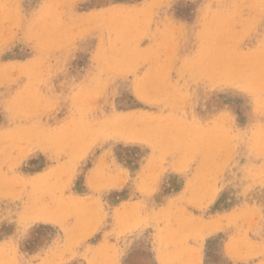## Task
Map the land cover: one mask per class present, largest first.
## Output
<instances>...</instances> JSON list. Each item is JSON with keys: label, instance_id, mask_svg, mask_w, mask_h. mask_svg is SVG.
Here are the masks:
<instances>
[{"label": "rangeland", "instance_id": "rangeland-1", "mask_svg": "<svg viewBox=\"0 0 264 264\" xmlns=\"http://www.w3.org/2000/svg\"><path fill=\"white\" fill-rule=\"evenodd\" d=\"M232 1L0 0V264L264 260V0Z\"/></svg>", "mask_w": 264, "mask_h": 264}, {"label": "bare ground", "instance_id": "bare-ground-1", "mask_svg": "<svg viewBox=\"0 0 264 264\" xmlns=\"http://www.w3.org/2000/svg\"><path fill=\"white\" fill-rule=\"evenodd\" d=\"M138 1H139V0H138ZM147 1H148V0H147ZM210 1H211V0H210ZM228 1H229V0H228ZM234 1H235V0H234ZM234 1H232V2H234ZM247 1H248V0H247ZM65 2H66V1H65ZM150 2H151V1H150ZM220 2H221V1H220ZM236 2H237V1H236ZM240 2H241V0H240ZM244 2H246V0H245ZM244 2H242V3H244ZM142 3H144V2H142ZM237 3H238V2H237ZM132 4H133V3H132ZM165 4H166V2H165ZM263 4H264V3H263ZM120 5H121V4H120ZM127 5H128V4H127ZM147 5H149V4H147ZM147 5H146V6H147ZM235 5H236V3H235ZM235 5H234V9H235ZM243 5H244V4H243ZM251 5H252V4H251ZM256 5H257V3L255 4V6L252 5V7H256ZM113 6H114V5H113ZM121 6H122V5H121ZM130 6H131V5H130ZM208 6H209V5H208ZM221 6H222V5H221ZM223 6H224V5H223ZM245 6H248V5H247V2H246V5H245ZM110 7H112V6H110ZM110 7H109V8H110ZM136 7H137V6H136ZM159 7H160V6H159ZM209 7H210V6H209ZM229 7H230V5H229ZM239 7H241V6H239ZM126 8H127V6H126ZM133 8H134V7H133ZM149 8H150V7H149ZM151 8H152V7H151ZM151 8H150V10H151ZM164 8H165V7H164ZM213 8H214V6H213ZM224 8H225V6H224ZM224 8H222V9H224ZM245 8H246V7H245ZM41 9H42V8H41ZM105 9H106V8H105ZM205 9H206V8H205ZM219 9H221V8H219ZM226 9H227V8H226ZM234 9H233V10H234ZM249 9H250V8H249ZM249 9H247V10H249ZM125 10H126V9H125ZM128 10H129V9H128ZM130 10H131V9H130ZM146 10H147V9H145V11H146ZM237 10L240 11L239 9H237ZM0 11H1V10H0ZM39 11H41V10H39ZM118 11H119V10H118ZM132 11H134V10H131V12H132ZM208 11H209V10H208ZM223 11H224V10H223ZM253 11H254V10H253ZM69 12H70V11H69ZM155 12H156V11H155ZM230 12H231V11H230ZM38 13H39V12H38ZM73 13H74V12H73ZM89 13H90V12H89ZM224 13H225V12H224ZM238 13H240V12H238ZM0 14H1V13H0ZM85 14H86V13H85ZM130 14H131V13H130ZM152 14H153V13H152ZM204 14H205V13H204ZM235 14H236V11H235ZM65 15H66V14H65ZM73 15H74V14H73ZM131 15H132V14H131ZM153 15H154V14H153ZM157 15H158V14H157ZM241 15H242V14H241ZM1 16H2V14H1ZM3 16H4V15H3ZM34 16H36V15H34ZM34 16H33V17H34ZM239 16H240V15H239ZM33 17H32V19H33ZM127 17H130V16H127ZM204 17H205V16H204ZM208 17H209V16H208ZM208 17H207V19H208ZM243 17H244V16H243ZM97 18H98V17H97ZM121 18H122V17H121ZM167 18H168V17H167ZM195 18H196V16H195ZM209 18H210V17H209ZM116 19H117V17H116ZM154 19H156V18H154ZM168 19H169V18H168ZM205 19H206V18H205ZM83 20H84V19H83ZM157 20H158V19H157ZM160 20H162V19H160ZM172 20H173V19H172ZM22 21H23V20H22ZM162 21H163V20H162ZM154 22H155V21H154ZM156 22H157V21H156ZM156 22H155V23H156ZM166 22H167V21H165V23H166ZM1 23H2V21H1ZM27 23H28V22H27ZM49 23H50V22H49ZM162 23H163V22H162ZM162 23H160V24H162ZM23 24H24V23H23ZM50 24H51V23H50ZM76 24H78V23H76ZM125 24H126V23H125ZM149 24H150V23H149ZM203 24H204V23H203ZM82 25H83V24H82ZM180 25H181V24H180ZM216 25H217V24H216ZM26 26H27V25H26ZM43 26H44V25H43ZM45 26H46V25H45ZM47 26H48V25H47ZM169 26H170V25H169ZM2 27H3V26H2ZM124 27H126V25H125ZM155 27H157V26H155ZM215 27H216V26H215ZM43 28H44V27H43ZM43 28H42V29H43ZM46 28H47V27H46ZM114 28H116V27H114ZM201 28H202V27H201ZM218 28H220V27H218ZM22 29H23V28H22ZM60 29H61V28H60ZM116 29H117V28H116ZM129 29H130V28H129ZM149 29H151V28H149ZM183 29H184V28H183ZM97 30H98V29H97ZM114 30H115V29H114ZM117 30H118V29H117ZM125 30H126V29H125ZM151 30H152V29H151ZM204 30H206V29L204 28ZM0 31H1V29H0ZM59 31H60V30H59ZM59 31H58V32H59ZM68 31H69V30H68ZM77 31H78V30H77ZM119 31H120V30H119ZM159 31H160V30H159ZM21 32H22V31H21ZM115 32H118V31H115ZM148 32H149V31H148ZM178 32H179V31H178ZM224 32H225V29H224ZM95 33H96V32H95ZM151 33H152V32H151ZM162 33H163V32H162ZM162 33H161V34H162ZM167 33H168V32H167ZM179 33H180V32H179ZM25 34H26V33H25ZM48 34H49V33H48ZM121 34H122V33H121ZM124 34H126V33H124ZM127 34H128V33H127ZM161 34H160V35H161ZM196 34H197V32H196ZM26 35H27V34H26ZM101 35H102V34H101ZM109 35H110V34H109ZM113 35H114V34H113ZM152 35H153V34H152ZM184 35H185V34H184ZM184 35H183V37H184ZM21 36H22V34H21ZM46 36H47V35H46ZM50 36H51V34H50ZM98 36H99V35H98ZM204 36H205V35H204ZM83 37H84V36H83ZM99 37H100V36H99ZM103 37H104V36H103ZM112 37H113V36H112ZM158 37H159V36H158ZM9 38H10V37H9ZM17 38H18V37H17ZM34 38H35V37H34ZM85 38H86V37H85ZM115 38H116V37H115ZM122 38H123V36H122ZM143 38H144V37H143ZM184 38H185V37H184ZM3 39H4V38H3ZM36 39H37V38H36ZM105 39H106V38H105ZM157 39H158V38H157ZM160 39H161V38H160ZM10 40H11V38H10ZM107 40H108V39H107ZM117 40H118V39H117ZM120 40H121V39H120ZM155 40H156V39H155ZM179 40H181V39H179ZM183 40H184V39H183ZM183 40H182V41H183ZM118 41H119V40H118ZM122 41H123V40H122ZM204 41H205V40H204ZM211 41H212V40H211ZM78 42H79V41H78ZM97 42H98V41H97ZM100 42H101V41H100ZM116 42H117V41H116ZM123 42H124V41H123ZM0 43H2V42L0 41ZM125 43H126V41H125ZM157 43H158V42H157ZM201 43H202V42H201ZM211 43H212V42H211ZM96 44H97V43H96ZM100 44H101V43H100ZM123 44H124V43H123ZM137 44H138V43H137ZM149 44H152V43H149ZM154 44H155V43H154ZM181 44H182V43H181ZM124 45H125V44H124ZM156 45H157V44H156ZM156 45H155V46H156ZM219 45H221V44H219ZM0 46H1V45H0ZM71 46H72V45H71ZM71 46H70V47H71ZM73 46H74V45H73ZM155 46H154V48H155ZM163 46H164V45H163ZM180 46H181V45H180ZM217 46H218V45H217ZM118 47H119V46H118ZM218 47H219V46H218ZM98 48H99V47H98ZM106 48H107V47H106ZM120 48H121V47H120ZM210 48H211V47H210ZM212 48H214V47H212ZM216 48H217V47H216ZM40 49H42V48H40ZM113 49H114V48H113ZM121 49H122V48H121ZM121 49H119V50H121ZM1 50H2V49H1ZM42 50H43V49H42ZM60 50H61V49H60ZM96 50H97V49H96ZM195 50H196V49H195ZM44 51H45V50H44ZM106 51H107V50H106ZM110 51H113V50H110ZM210 51H211V49H210ZM46 52H47V51H46ZM60 52H61V51H60ZM114 52H115V51H114ZM108 53H109V52H108ZM111 53H112V52H111ZM118 53H119V52H118ZM152 53H153V52H152ZM192 53H193V52H192ZM194 53H195V52H194ZM251 53H252V52H251ZM251 53H250V55H251ZM120 54H122V53H120ZM153 54H154V53H153ZM155 54H157V53H155ZM40 55H41V54H40ZM40 55H39V56H40ZM45 55H46V54H45ZM185 55H186V54H185ZM212 55H213V54H212ZM9 56H10V55H9ZM36 56H37V55H36ZM95 56H96V54H95ZM189 56H191V55H189ZM192 56H193V55H192ZM208 56H209V55H208ZM252 56H254V55L252 54ZM10 57H11V56H10ZM104 57H105V56H104ZM150 57H151V56H150ZM153 57H154V56H153ZM182 57H183V56H182ZM184 57H187V56H184ZM247 57H249V56H247ZM100 58H101V57H100ZM133 58H134V57H133ZM191 58H192V57H191ZM210 58L213 59L212 57H210ZM216 58H217V57H216ZM27 59H28V58H27ZM32 59H33V58H32ZM104 59H105V58H104ZM148 59H149V58H148ZM148 59H147V60H148ZM205 59H206V58H205ZM214 59H215V58H214ZM212 61H213V60H212ZM8 62H9V61H8ZM8 62H7V63H8ZM20 62H21V61H20ZM145 62H146V61H145ZM147 62H148V61H147ZM180 62H181V61H180ZM22 63H24V62H22ZM103 63H104V62H103ZM37 64H39V63L37 62ZM106 64H107V63H106ZM106 64H105V66H106ZM174 64H175V63H174ZM205 64H206V63H205ZM9 65H10V63H9ZM17 65H19V64H17ZM35 65H36V64H35ZM53 65H54V64H53ZM97 65H98V64H97ZM150 65H151V63H150ZM152 65H153V64H152ZM152 65H151V66H152ZM177 65H179V64H177ZM12 66H13V64H12ZM211 66H212V65H211ZM8 67H9V66H8ZM13 67H14V66H13ZM147 67H148V66H147ZM149 67H150V66H149ZM155 67H156V66H155ZM155 67H154V68H155ZM173 67H174V66H173ZM205 67H206V66H205ZM6 68H7V66H6ZM23 68H24V65H23ZM26 68H27V66H26ZM33 68H35V67H33ZM100 68H101V67H100ZM102 68H104V65L102 66ZM193 68H195V67H193ZM8 69H9V68H8ZM36 69H37V68H36ZM148 69H149V68H148ZM2 70H3V69H2ZM28 70H29V69H28ZM28 70H27V71H28ZM32 70H34V69H32ZM150 70H151V69H150ZM178 70H179V69H178ZM207 70H208V69H207ZM23 71H25V70L23 69ZM27 71H26V72H27ZM37 71H38V70H37ZM99 71H100V69H99ZM99 71H98V72H99ZM101 71H102V69H101ZM179 71H182V70L180 69ZM3 72H4V71H3ZM111 72H112V71H111ZM187 72H188V71H187ZM1 73H2V72H1ZM1 73H0V74H1ZM21 73H22V70H21ZM30 73H31V72H30ZM134 73H135V72H134ZM142 73H145V72H143V70H142ZM185 73H186V72H185ZM3 74H4V73H3ZM19 74H20V73H19ZM34 74H35V73H34ZM111 74H112V73H111ZM115 74H116V73H115ZM115 74H114V75H115ZM193 74H194V73H193ZM24 75H25V74H24ZM26 75H27V73H26ZM28 75H29V74H28ZM95 75H96V74H95ZM107 75H109L108 72H107ZM107 75H106V77H107ZM116 75H117V74H116ZM120 75H121V74H120ZM124 75H125V74H124ZM3 76H4V75H3ZM97 76H98V74H97ZM97 76H96V77H97ZM101 76H102V75H101ZM136 76H137V75H136ZM178 76H179V75H178ZM181 76H182V75H181ZM200 76H201V75H200ZM17 77H18V76H17ZM96 77H95V78H96ZM122 77H124V76L122 75ZM201 77H203V76H201ZM2 78H3V77H2ZM29 78H30V77H29ZM29 78H28V79H29ZM133 78H134V77H133ZM169 78H170V77H169ZM174 78H175V77H174ZM177 78H178V77H177ZM209 78H210V77H209ZM98 79H99V78H98ZM114 79H115V77H114ZM144 79H145V78H144ZM147 79H148V78H147ZM147 79H146V80H147ZM152 79H153V78H152ZM178 79H179V78H178ZM202 79H204V78H202ZM192 80H193V78H192ZM29 81H30V80H29ZM32 81H33V80H32ZM91 81H92V80H91ZM133 81H134V79H133ZM137 81H138V80H137ZM185 81H186V80H185ZM185 81H184V82H185ZM35 82H36V81H35ZM35 82H33V85H34ZM37 82H38V81H37ZM182 82H183V81H182ZM209 82H210V81H209ZM23 83H24V82H23ZM133 83H134V82H133ZM185 83H186V82H185ZM205 83H206V82H205ZM205 83H204V84H205ZM210 83H212V82H210ZM6 84H7V82H6ZM98 84H99V83H98ZM101 84H102V83H101ZM103 84H104V83H103ZM130 84H132V83H130ZM136 84H137V82H136ZM148 84H149V83H148ZM157 84H158V83H157ZM180 84H181V83H180ZM212 84H213V83H212ZM212 84H211V85H212ZM35 85H36V84H35ZM177 85H179V84H177ZM187 85H188V83H187ZM215 85H217V84H215ZM215 85H214V86H215ZM134 86H135V84H134ZM134 86H133V87H134ZM182 86H183V85H182ZM241 86H242V85H241ZM21 87H22V86H21ZM81 87H82V86H81ZM95 87H96V85H95ZM95 87H94V88H95ZM148 87H149V86H148ZM26 88H27V87H26ZM84 88H85V87H84ZM97 88H98V87H97ZM88 89H89V87H88ZM135 89H136V88H134V90H135ZM150 89H152V88H150ZM153 89H154V88H153ZM82 90H83V89H82ZM106 90H107V89H106ZM147 90H148V89H147ZM135 91H136V90H135ZM148 91H149V90H148ZM151 91H152V90H151ZM24 92H25V91H24ZM136 92H137V91H136ZM16 93H17V92H16ZM106 93H107V92H106ZM259 94H261V93H259ZM15 95H16V94H15ZM88 95H89V94H88ZM256 95H257V94H256ZM263 95H264V94H263ZM89 96H90V95H89ZM165 99H166V98H165ZM170 99H172V98H170ZM174 99H175V98H174ZM187 99H188V98H187ZM76 100H77V99H76ZM145 100H146V99H145ZM21 102H22V101H21ZM143 102H144V101H143ZM160 103H161V102H160ZM189 104H190V103H189ZM163 105H164V104H163ZM165 105H166V104H165ZM12 106H13V105H12ZM168 107H169V106H168ZM173 107H174V106H173ZM10 108H11V107H10ZM20 108H21V107H20ZM80 108H81V107H80ZM160 108H161V107H160ZM186 108H187V107H186ZM189 108H190V107H189ZM169 109H170V108H169ZM146 110H147V109H146ZM171 110H172V109H171ZM185 110H186V109H185ZM14 111H15V110H14ZM147 111H148V110H147ZM160 111H161V110H160ZM163 111H164V110H163ZM186 111H187V110H186ZM111 112H112V111H111ZM173 112H174V111H173ZM178 112H179V110H178ZM154 113H155V112H154ZM181 113H182V112H181ZM181 113H180V114H181ZM110 114H111V113H110ZM122 114H123V113H122ZM134 114H135V113H134ZM150 114H151V113H150ZM181 115H183V114H181ZM217 115H218V114H217ZM16 116H17V114H16ZM20 116H21V115H20ZM132 117H133V116H132ZM22 118H23V117H22ZM190 118H191V117H190ZM188 119H189V118H188ZM129 120H130V119H129ZM213 120H214V119H213ZM199 122H200V120H199ZM211 122H212V121H211ZM216 122H217V121H216ZM25 124H26V123H25ZM123 125H124V124H123ZM24 126H25V125H24ZM149 126H150V125H149ZM149 126H148V127H149ZM151 127H152V126H151ZM13 128H15V127H13ZM123 128H125V127L123 126L122 129H123ZM169 133H170V132H169ZM169 133H168V134H169ZM157 134H158V133H157ZM171 134H174V132L171 133ZM175 134H176V132H175ZM114 135H115V134H114ZM160 136H161V135H160ZM169 136H170V134H169ZM175 136H176V135H175ZM170 137H171V136H170ZM19 138H20V137H19ZM115 138L117 139V137H115ZM121 138H122V137H121ZM158 138H159V137H158ZM191 138H192V136H191ZM119 139H120V137H119ZM172 139H173V138H172ZM174 139H175V138H174ZM174 139H173V140H174ZM177 139H178V138H177ZM180 139H181V138H180ZM0 140H1V139H0ZM124 140H127V138L124 139ZM153 140H154V138H153ZM156 140H157V139H156ZM185 140H186V139H185ZM190 140H191V139H190ZM192 140H193V139H192ZM191 142H192V141H191ZM154 143H155V142H154ZM187 144H189V143H187ZM202 145H203V144H202ZM185 146H187V145H185ZM155 147H156V144H155ZM215 147H216V146H215ZM212 148H213V147H212ZM158 149H159V148H158ZM160 149H161V148H160ZM179 149H180V147H179ZM183 149H184V148H183ZM189 149H190V148H189ZM210 149H211V148H210ZM213 149H214V148H213ZM185 150H186V149H185ZM197 150H198V149H197ZM201 150H202V149H201ZM161 151H162V150H161ZM183 151H184V150H183ZM183 151H181V149H180V152H183ZM175 152H176V151H175ZM177 152H178V151H177ZM212 152H213V151H212ZM195 154H196V152H195ZM210 155H211V152H210ZM212 155H213V154H212ZM212 155H211V156H212ZM179 156H181L180 153H179ZM179 156H178V157H179ZM193 156H194V155H193ZM197 156H198V155H197ZM202 156H203V155H202ZM185 158H186V157H185ZM193 158H194V157H193ZM193 158H192V160H193ZM202 158H203V157H202ZM210 158H211V157H210ZM196 160H198V159H196ZM176 161H177V160H176ZM190 161H191V160H190ZM191 162H192V161H191ZM193 163H194V162H193ZM206 163H208V160H207ZM196 164H197V163H196ZM192 165H193V164H192ZM206 165H207V164H206ZM188 166H189V165H188ZM200 166H201V165H200ZM191 168H192V167H191ZM199 168H200V167H199ZM192 169H193V168H192ZM200 170H201V169H200ZM188 174H189V173H188ZM198 176H199V175H198ZM198 176H197V177H198ZM201 177H202V175H201ZM199 178H200V177H199ZM199 178H198V179H199ZM195 180H197V178H196ZM195 180H194V183L199 182V184H201V183H200V182H201L200 179H199V181L197 180V182H196ZM209 180H210V179H209ZM261 181H262V179H261ZM202 182H203V181H202ZM212 182H213V181H212ZM256 182H257V181H256ZM263 182H264V180H263ZM257 183H258V182H257ZM259 183H260V182H259ZM202 184H203V183H202ZM262 185H263V183H262ZM199 186H200V185H199ZM199 186H198V188H199ZM195 187H196V186H195ZM204 187H205V186H204ZM204 187H203V188H204ZM193 188H194V186H193ZM198 188H197V189H198ZM189 189H190V188H189ZM193 193H196V192H193ZM193 193H192V194H193ZM201 194H202V193H201ZM193 195H195V194H193ZM193 195H192V196H193ZM202 195H203V194H202ZM202 195H200V196H202ZM196 196H198V194H197ZM203 197H204V196H203ZM190 199H191V198H190ZM195 199H196V197H195ZM202 199H203V198H202ZM180 203H181V202H180ZM181 204H182V203H181ZM170 205H171V204H170ZM179 205H180V204H179ZM244 206H245V205H244ZM244 206H243V207H244ZM251 206H252V205H251ZM251 206H250V207H251ZM169 207H170V206H169ZM174 207H175V205H174ZM186 207H187V206H186ZM239 207H240V206H238V209H239ZM256 207H257V206H256ZM172 208H173V207H172ZM175 208L177 209V207H175ZM235 208H236V207H235ZM235 208H234V209H235ZM245 208L247 209V206H246ZM251 208H253V207H251ZM169 209H170V208H169ZM176 209H175V210H176ZM190 209H191V208H190ZM240 209H242V208H240ZM258 211H259V210H258ZM244 212H245V210L243 211V215H244ZM177 213H178V212H177ZM225 213H226V212H225ZM241 213H242V212H241ZM241 213H240V214H241ZM251 213H252V212H250L249 214H251ZM164 214H165V213H164ZM171 214H172V213H171ZM173 214H174V213H173ZM173 214H172V215H173ZM186 214H187V213H186ZM201 214H202V213H201ZM222 214H223V212H222ZM162 215H163V213H162ZM196 215H198V214H196ZM217 215H218V212H217ZM245 215H246V214H245ZM251 215H252V214H251ZM163 216H164V215H163ZM165 216H166V215H165ZM180 216H181V215H180ZM191 216H192V215H191ZM220 216L222 217L221 214H220ZM252 216H253V215H252ZM161 217H162V216H161ZM178 217H179V216H178ZM181 217H182V216H181ZM183 217H184V213H183ZM183 217H182V218H183ZM193 217H194V215H193ZM173 218H174V217H173ZM185 218H186V217H185ZM185 218H184V219H185ZM198 218H199V217H198ZM198 218L195 217L194 219H198ZM202 218H204V217L202 216ZM224 218H225V216H224ZM236 218H237V216H236ZM244 218H245V217H244ZM170 219H171V217H170ZM170 219H169V220H170ZM184 219H183V220L181 219L183 223H184ZM194 219H193V220H194ZM204 219H205V218H204ZM218 219H219V218H218ZM233 219H234V218H233ZM233 219H232V220H233ZM249 219H252V218H249ZM249 219H247V220H249ZM174 220H175V219H174ZM181 220H180V221H181ZM191 220H192V217H191ZM191 220H189V221H191ZM202 220H203V219H202ZM205 220H206V219H205ZM221 220H222V219H221ZM175 221L177 222V220H175ZM180 221H178V222H180ZM186 221H187V223H188L187 218H186ZM208 221H209V220H208ZM258 221H259V220H258ZM198 222L201 223V221H198ZM219 222L222 223V221H219ZM235 222H237V221L235 220L234 223H235ZM191 223H192V222H191ZM194 223H195V221H194ZM200 223H199V224H200ZM234 223H233V224H234ZM197 224H198V223H197ZM199 224H198V225H199ZM204 224H205V223H204ZM207 224H209V223H207ZM219 224H220V223H219ZM219 224H217V226H218ZM247 224H248V222H247ZM259 224H260V223H259ZM177 225L179 226L178 223H177ZM180 225H181V224H180ZM188 225H189V224H188ZM190 225H192V224H190ZM202 225H203V224H202ZM202 225H200V226H198V227H202ZM220 225H221V224H220ZM184 226H185V225H184ZM196 226H197V225H196ZM203 226H204V225H203ZM242 226H243V225H242ZM207 227L210 229V231H212V230H211V227H209V226H207ZM218 227H219V226H218ZM246 227H247V226H246ZM175 228L178 229L177 226H176ZM189 228H190V227H189ZM189 228H188V229H189ZM212 228H213V227H212ZM223 228H224V227H223ZM241 228H242V227H241ZM251 228H252V227H251ZM216 229H218V228L216 227ZM221 229H222V228H221ZM199 230H201V229H199ZM203 230H204V228H203ZM242 230H243V229H242ZM262 230H263V229H262ZM181 231H183V230H181ZM184 231H187V230L185 229ZM188 231H190V230H188ZM239 231H240V230H239ZM263 231H264V230H263ZM164 232H166V231H164ZM172 232H173V234L175 235V232H174V231H172ZM177 232L179 233V231H177ZM199 232H200V231H198V234L201 233V232H200V233H199ZM237 232H238V231H237ZM180 233H181V232H180ZM239 233H242V232H239ZM246 233H247V232H246ZM246 233L244 232L245 235H246ZM173 234H171V235H173ZM182 234H185V233H182ZM182 234H180V235H182ZM186 234H188V233H186ZM193 234H194V233H193ZM195 234H197V233H195ZM195 234H194V235H195ZM198 234H197V235H198ZM217 234H218V233H217ZM242 234H243V233H242ZM244 234H243V235H244ZM176 235H177V234H176ZM190 235L192 236L191 233H190ZM197 235H196V236H197ZM177 236H178V239H179V234H178ZM198 236H199V235H198ZM236 236H238V235H236ZM250 236H251V235H250ZM174 237H175V236H174ZM174 237H173V238H174ZM187 237L189 238V236H187ZM194 237H195V236H194ZM199 237H200V236H199ZM229 237H230V236H229ZM229 237H228V238H229ZM239 237H240V234H239ZM244 237H245V236H243V239H245ZM195 238H196V237H195ZM231 238H232V237H231ZM231 238H230V239H231ZM236 238H237V237H236ZM247 238H249V237H247ZM174 239H175V238H174ZM174 239H172V240L170 239V240H171V241H174ZM178 239L176 238L175 241L178 240ZM239 239H242V237L239 238ZM239 239H237V241H239ZM251 239H252V238H251ZM181 240H182L181 243H183L184 238L181 239ZM185 240H186V239H185ZM228 240H229V239H228ZM248 240H249V239H248ZM179 241H180V239H179ZM226 241H227V240H226ZM232 241H233V239H232ZM232 241H231V242H232ZM237 241H236V242H237ZM243 241H246V240H243ZM200 242H201V241H200ZM229 242H230V241H229ZM181 243H180V244H181ZM241 243H243V242L241 241ZM253 243H254V242H253ZM190 244H191V243H190ZM193 244H194V243H193ZM227 244H229V243H227ZM231 244H234V243H231ZM249 244H251V243L249 242ZM177 245H178V244H177ZM198 245H199V244H198ZM200 245H201V243H200ZM241 245H242V244H241ZM254 245H255V244H254ZM257 245H258V244H257ZM260 245H261V244H260ZM181 246H183V244H182ZM184 246H186V247L188 248V246H190V245L188 244V246H187V245L185 244ZM229 246H230V244H229ZM236 246L238 247V244H236ZM250 246L252 247L253 245H250ZM194 247H195V246H194ZM225 247H227V246H225ZM232 247H234V246H232ZM251 247H249V245H248L249 250L251 249ZM176 248H177V247H176ZM179 248H181V249L183 250V247H180V246H179ZM179 248L175 249L174 252H178V251H176V250H178ZM187 248H186V249H187ZM192 248H193V247H192ZM186 249H185V250H186ZM189 249H191V248L189 247ZM230 249H231V248H230ZM236 249H237V248H234V250H236ZM238 249H239V248H238ZM246 249H247V248H246ZM185 250H183V251H185ZM239 250H240V249H239ZM256 250H257V249H256ZM183 251L180 250L179 253H181V252H183ZM165 252H166V251H165ZM170 252H171V250H170ZM179 253H177V255H178ZM166 254H167V253H166ZM168 255L171 257V254H169V251H168ZM181 255H182V254H181ZM183 255H184V254H183ZM172 256H174V255H172ZM241 256H242V255H241ZM174 257H175V256H174ZM174 257H173V258H174ZM171 258H172V257H171ZM171 258H170V260L173 259V258H172V259H171ZM183 258H184V257H183ZM157 259H158V258H157ZM180 259H181V256H180ZM180 259H179V260H180ZM260 259H261V258H260ZM159 260H160V258H159ZM173 260H174V259H173ZM177 260H178V259H177ZM181 260H182V259H181ZM262 260H263V259H262ZM165 261H167V260H165ZM168 261H169V259H168ZM168 261H167V262H168ZM184 261L186 262V260H184Z\"/></svg>", "mask_w": 264, "mask_h": 264}, {"label": "snow or ice", "instance_id": "snow-or-ice-1", "mask_svg": "<svg viewBox=\"0 0 264 264\" xmlns=\"http://www.w3.org/2000/svg\"><path fill=\"white\" fill-rule=\"evenodd\" d=\"M260 264H264V260H261V261H260Z\"/></svg>", "mask_w": 264, "mask_h": 264}]
</instances>
